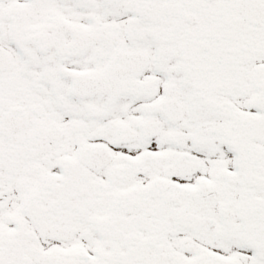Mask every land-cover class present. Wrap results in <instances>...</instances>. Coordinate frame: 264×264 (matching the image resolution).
<instances>
[{"label": "snow or ice", "instance_id": "6c2138e0", "mask_svg": "<svg viewBox=\"0 0 264 264\" xmlns=\"http://www.w3.org/2000/svg\"><path fill=\"white\" fill-rule=\"evenodd\" d=\"M0 264H264V0H0Z\"/></svg>", "mask_w": 264, "mask_h": 264}]
</instances>
